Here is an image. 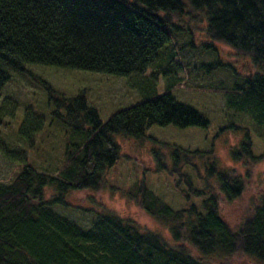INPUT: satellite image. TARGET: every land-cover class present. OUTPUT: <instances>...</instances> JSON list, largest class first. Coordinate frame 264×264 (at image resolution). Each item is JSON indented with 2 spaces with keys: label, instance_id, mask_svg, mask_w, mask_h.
<instances>
[{
  "label": "trees",
  "instance_id": "16d2710c",
  "mask_svg": "<svg viewBox=\"0 0 264 264\" xmlns=\"http://www.w3.org/2000/svg\"><path fill=\"white\" fill-rule=\"evenodd\" d=\"M185 16L189 22L204 18L210 42L232 49L255 69L215 90L228 110L246 114L263 129L264 0H0V98L13 74H30L32 66L141 80L135 87L141 100L105 122L89 105L86 90L68 95L43 81L44 112L25 111L15 134L32 150L47 117V126H58L62 140L60 165L39 171L21 153L19 171L0 183V264H224L234 258L264 264V192L245 205L232 228L220 213L221 198L238 200L264 161V149L253 154L248 132L230 152L241 172L221 167L211 151L167 145L151 151L157 172L173 178L185 207L173 209L143 182L127 194L162 224L173 244L110 211L94 213L88 229L54 211L66 206L70 192L107 187L121 159L117 137L144 139L153 126H208L172 95L181 81L175 60L182 50L174 32H189ZM160 76L162 94L155 91ZM4 115L0 108V136L8 130Z\"/></svg>",
  "mask_w": 264,
  "mask_h": 264
},
{
  "label": "rangeland",
  "instance_id": "374dc122",
  "mask_svg": "<svg viewBox=\"0 0 264 264\" xmlns=\"http://www.w3.org/2000/svg\"><path fill=\"white\" fill-rule=\"evenodd\" d=\"M188 21L185 16L184 22ZM187 31L174 32L182 47L180 56L175 60L178 65L177 77L181 81L175 86L172 95L181 104L190 106L208 121L206 128L189 127L178 129L173 126L150 127L144 139H117L121 159L109 173L107 187L99 192H70L66 194V206H55L54 211L68 218L83 229H88L94 221V213L110 211L124 219L137 223L142 229L162 235L174 243L168 231L156 220L138 208L135 199L127 192L134 191L136 185L153 190L173 209L185 207L184 200L173 186V178L167 173L157 172L151 157L152 150H162L163 145L179 147L190 151H211L223 168L243 170L240 164L232 162L230 152L236 148L249 133L252 152L259 155L264 149V128L257 129L246 114L228 110L223 94L215 88L222 83H231L241 77L251 75L255 69L243 58L225 45L211 43L204 29L206 21L189 22ZM211 43V44H210ZM176 47V45H175ZM186 64L190 69L187 73ZM213 67H210L212 66ZM230 70L237 73L232 75ZM229 71V72H228ZM30 74H13L11 81L4 87L0 98V108L5 114L2 118L8 130L0 136V183H9L19 171V154L24 153L26 161L39 171L58 169L62 153V140L56 125L47 126L36 136L35 146H27L16 137L18 121L25 111L44 112L45 92L43 81L57 92L73 95L84 89L88 92L89 105L93 106L105 122L115 111L128 107L139 99L138 76L114 77L79 71H63L46 67L32 66ZM151 72L144 77L149 78ZM152 79V78H151ZM155 91L162 94L165 78L156 81ZM134 86V87H133ZM137 87V88H135ZM260 131V133H259ZM164 156L169 152L164 149ZM13 153V154H12ZM17 158V159H15ZM20 162V163H19ZM31 165V166H32ZM264 192V161L252 171L251 180L243 195L233 202L220 201L223 220L232 228L240 221L245 205ZM51 194L46 191V196ZM224 264H254L248 259H230Z\"/></svg>",
  "mask_w": 264,
  "mask_h": 264
},
{
  "label": "bare ground",
  "instance_id": "6f19581e",
  "mask_svg": "<svg viewBox=\"0 0 264 264\" xmlns=\"http://www.w3.org/2000/svg\"><path fill=\"white\" fill-rule=\"evenodd\" d=\"M180 30H182L181 28H180ZM140 77H138L137 79H139ZM215 93H217V91L215 92ZM74 95V94H73ZM224 97V96H223ZM139 99L141 100V95H139ZM140 100H138L137 102H139ZM137 102H135V103H137ZM232 111V110H231ZM119 137H117L116 138V143H117V139H118Z\"/></svg>",
  "mask_w": 264,
  "mask_h": 264
}]
</instances>
